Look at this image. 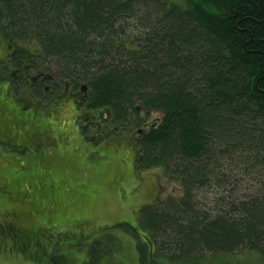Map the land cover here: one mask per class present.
<instances>
[{"label":"trees","instance_id":"1","mask_svg":"<svg viewBox=\"0 0 264 264\" xmlns=\"http://www.w3.org/2000/svg\"><path fill=\"white\" fill-rule=\"evenodd\" d=\"M184 2L0 0V32L24 50L35 43L50 72L84 85L87 105L133 134L134 169L182 191L143 205L136 227L111 226L135 242L137 264H204L206 254L218 256L208 264H230L240 252L264 264V0ZM244 180L257 194L224 200ZM199 189L215 195V214L195 209ZM15 224L2 229L32 252L26 258L69 263ZM105 234L86 264L107 255L116 238Z\"/></svg>","mask_w":264,"mask_h":264},{"label":"rangeland","instance_id":"2","mask_svg":"<svg viewBox=\"0 0 264 264\" xmlns=\"http://www.w3.org/2000/svg\"><path fill=\"white\" fill-rule=\"evenodd\" d=\"M170 1L182 7L186 6L184 0ZM27 47L32 51L38 49L35 43H30ZM4 85V83H0V86L4 87ZM0 90L2 91L3 88ZM149 118L150 124L155 125L160 116L151 114ZM122 143L123 145L116 146L114 151L102 149L92 154L91 157L85 155L87 160L80 154L76 159H73L72 163L76 170L69 169L66 178L77 175L76 179L71 183L65 180L63 197L61 191L56 192L55 203L50 204L45 201V198H38L34 199V205L28 204L17 194L13 185H10L8 190L10 193L12 191L15 195L17 194L20 197L19 200L14 198L15 201L9 202L1 192L0 264H41L35 259L26 258V255H30L32 252L28 251L27 247H19L18 244H15L14 241L17 242V239L9 236L2 229V225L11 220L23 232L26 242L29 239L28 236L37 235L45 240L47 245L45 251L52 246L48 255L63 253L69 260L68 264H86L88 246L95 239L104 238L105 232L116 239H114L112 247L110 246L108 249L107 255L101 259L100 264H137L135 242L130 235L121 233L119 228L111 226L125 222L136 227L139 209L143 205L153 202L156 195L164 198L167 196L177 198L182 191L175 183L165 181L164 184L160 176L153 173L154 170L141 172L134 170L133 157L135 158L136 146L133 147L132 155V151L129 149L130 145H127L126 142ZM99 146L100 144L94 146L95 151ZM4 154L11 153L2 149L0 151L1 162ZM53 159H55V161L52 160L54 167L63 163V158L58 153L54 154ZM2 170L8 177L10 168L5 166ZM74 171H77V174ZM232 176L234 177L233 173ZM229 186L226 187V191L230 190V195L227 198L225 196L224 200L240 199L239 197L244 196V193L247 195L257 194L256 182L251 180L240 181V184L235 188ZM72 187L77 190V193H72ZM81 192H84L85 195L82 196ZM216 192H218V196L223 193L220 190H216ZM213 195L203 189L195 190L191 196V202L195 203V209L208 210L209 213L215 214L218 206L214 203ZM16 201H19L23 215L19 214L17 209H13ZM14 211L16 214L13 213V216L9 214ZM143 235L145 233L138 232L141 240L144 238ZM204 257L202 262L208 264L211 263L212 258L218 256L206 254ZM238 257V260L231 261L230 264H260L258 257L254 254L240 252Z\"/></svg>","mask_w":264,"mask_h":264},{"label":"flooded vegetation","instance_id":"3","mask_svg":"<svg viewBox=\"0 0 264 264\" xmlns=\"http://www.w3.org/2000/svg\"><path fill=\"white\" fill-rule=\"evenodd\" d=\"M40 57L39 52L10 44L0 32V83L5 84L0 86V151L11 153L0 161V191L17 200L19 194L31 205L38 198L55 203L58 191L63 197L65 180L76 179L77 175L66 176L69 169L76 170L72 161L79 154L87 160L97 151H114L126 142L133 155L135 146L133 134L113 123L109 109L88 106L86 88L63 81ZM56 153L63 163L54 167ZM5 166L10 168L8 177L2 170ZM10 185L15 186L16 195L8 190ZM72 193H77L73 187ZM14 204L13 209L23 215L19 201Z\"/></svg>","mask_w":264,"mask_h":264},{"label":"water","instance_id":"4","mask_svg":"<svg viewBox=\"0 0 264 264\" xmlns=\"http://www.w3.org/2000/svg\"><path fill=\"white\" fill-rule=\"evenodd\" d=\"M86 87L84 85L81 86V90H84Z\"/></svg>","mask_w":264,"mask_h":264}]
</instances>
